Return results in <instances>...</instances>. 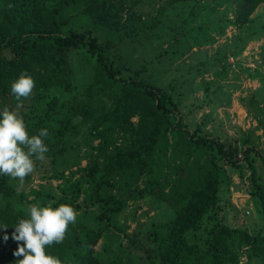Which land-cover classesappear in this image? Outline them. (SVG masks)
Wrapping results in <instances>:
<instances>
[{
    "label": "trees",
    "instance_id": "1",
    "mask_svg": "<svg viewBox=\"0 0 264 264\" xmlns=\"http://www.w3.org/2000/svg\"><path fill=\"white\" fill-rule=\"evenodd\" d=\"M89 2L92 5L88 0H6L5 13L0 16V111L15 108L18 102L10 92L11 82L26 71L35 87L30 97L22 99L20 115L30 136L48 130L43 138L46 153L62 145L66 134L78 125L88 127L96 141L87 166L66 176L61 173L59 194L45 192L42 196L54 199L53 207L68 204L77 210L80 204L72 203L85 190L82 205L105 206L107 223L98 232L76 220L63 242L46 246V252L61 264H239L234 249L244 246L251 259L264 264V235L229 227L214 212H219L220 162L224 161L239 170L241 164L249 169L253 195L264 219V183L255 171L257 162L264 165V152L244 140L242 161L235 159L217 138L190 131L165 92L143 79L122 77L107 54L108 46L100 45L89 30L79 32L66 24L77 9L101 26L109 22L112 11L117 14L116 5L106 0ZM232 2L234 24L264 4V0ZM77 52L91 61L89 79L81 88L74 82L71 64V55ZM117 136L121 145L116 144ZM145 195L164 202L174 216L152 225L143 240L132 239L129 251L117 243L119 233L126 231L118 217L129 200ZM16 200L12 177L0 175V226L5 233L0 264H16L17 242L12 234L19 219L26 218L16 208ZM206 215L210 225L205 243L188 241L187 236L200 228Z\"/></svg>",
    "mask_w": 264,
    "mask_h": 264
},
{
    "label": "rangeland",
    "instance_id": "2",
    "mask_svg": "<svg viewBox=\"0 0 264 264\" xmlns=\"http://www.w3.org/2000/svg\"><path fill=\"white\" fill-rule=\"evenodd\" d=\"M106 2L116 5L113 8L117 10V14L112 11L108 23L98 25L77 9L66 24L79 32L89 30L100 45L108 46L107 54L122 77L143 79L169 95L190 131L217 138L241 161L244 140L264 152V4L242 17L239 24H234L232 0ZM88 3L91 4L89 0ZM5 5L6 0H0L1 17ZM84 6L82 3L81 7ZM129 16L130 21L125 23ZM115 21H118L116 27L110 29ZM71 64L75 71L74 82L81 88L89 79L91 61L77 52L71 55ZM21 102L25 104V100ZM22 111L21 108L20 113ZM75 121L78 122V118ZM132 121L135 123L137 119ZM116 140V144H122L120 136ZM95 144L88 127L78 125L74 132L66 134L62 145L53 146L45 153L43 162L33 157L35 171L24 183L12 178L16 208L27 218L28 205H53L54 199L47 200L42 194H59L62 179L57 177L87 166L90 149ZM220 164L223 184L219 192V212L214 211L217 218L229 227L264 235V219L253 195L249 169L243 164L241 170L224 161ZM255 168L264 183V165L257 162ZM85 194V190L81 191L80 198L72 203L80 204L76 220L98 232L103 231L107 208L90 202L83 206L81 200ZM173 216L168 205L152 196L129 200L118 217L126 231L119 233L117 243L131 251L132 239L143 240L152 225L165 223ZM209 225L210 218L206 215L200 228L190 233L187 240L203 245ZM4 236L0 226V243ZM101 242L102 239L96 249ZM234 250L239 264H258L248 256L246 247Z\"/></svg>",
    "mask_w": 264,
    "mask_h": 264
},
{
    "label": "clouds",
    "instance_id": "3",
    "mask_svg": "<svg viewBox=\"0 0 264 264\" xmlns=\"http://www.w3.org/2000/svg\"><path fill=\"white\" fill-rule=\"evenodd\" d=\"M34 87L33 78L26 71L21 72L10 86L18 103L14 109L4 107L0 111V175L11 176L21 184L35 171L33 157L43 162L48 151L43 140L48 130L41 129L30 136L20 115L21 101L31 96ZM26 216L19 219L12 234L17 242L13 252L16 264H61L58 257L46 252V246L63 242L69 225L76 223V210L68 204L53 207L33 203L27 206Z\"/></svg>",
    "mask_w": 264,
    "mask_h": 264
}]
</instances>
